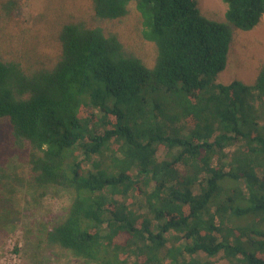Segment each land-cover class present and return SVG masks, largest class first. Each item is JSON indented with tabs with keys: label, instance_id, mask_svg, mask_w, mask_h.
Here are the masks:
<instances>
[{
	"label": "trees",
	"instance_id": "trees-1",
	"mask_svg": "<svg viewBox=\"0 0 264 264\" xmlns=\"http://www.w3.org/2000/svg\"><path fill=\"white\" fill-rule=\"evenodd\" d=\"M29 1L0 0V245L59 193L37 234L56 256L264 264V60L219 78L264 0H222L225 23L197 0Z\"/></svg>",
	"mask_w": 264,
	"mask_h": 264
},
{
	"label": "rangeland",
	"instance_id": "rangeland-1",
	"mask_svg": "<svg viewBox=\"0 0 264 264\" xmlns=\"http://www.w3.org/2000/svg\"><path fill=\"white\" fill-rule=\"evenodd\" d=\"M37 1L30 0L21 14L30 16L33 2ZM197 2L207 17L226 22L223 19L227 6L222 0H197ZM235 45L236 58L241 59L242 64L239 68L235 64L229 66L219 77L220 81L229 82L237 78L250 83L257 77L261 62L264 60V17L252 30L241 31L236 36ZM22 204L21 217L0 245V264H85L71 254L56 256L52 251L38 248L37 234L41 228L40 224L48 223L63 213L68 205L66 196L50 193L42 202L35 203L27 199Z\"/></svg>",
	"mask_w": 264,
	"mask_h": 264
}]
</instances>
